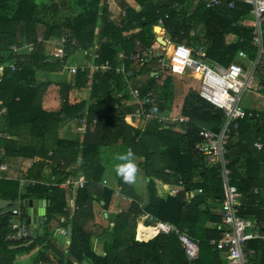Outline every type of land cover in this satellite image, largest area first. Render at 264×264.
Here are the masks:
<instances>
[{
    "label": "trees",
    "instance_id": "1",
    "mask_svg": "<svg viewBox=\"0 0 264 264\" xmlns=\"http://www.w3.org/2000/svg\"><path fill=\"white\" fill-rule=\"evenodd\" d=\"M134 1L139 9L130 7L124 0H117L124 13L111 14L108 0H0V165L18 155L35 157L26 174L29 178L42 175L46 163L59 181L71 172L81 173L88 179L84 187L76 191L74 203L77 208L73 215L68 217L67 213V218L71 219L68 251L77 264H85L84 260L89 264H223V252L209 244L210 239H217L222 234L221 215L212 212L222 206V180L217 165L206 162L196 147L201 140L200 127L214 132L219 130L224 120L220 109L200 98L196 91L189 90L181 107V114L187 118L181 124L183 132L164 129L159 123L144 130L130 126L126 121L133 123L132 108L123 101L129 98L125 87L128 81H132L134 72L126 60L123 61L125 72L111 68L93 74L90 80L87 78L88 68L84 71L77 69L72 85L77 88L89 86L88 97L57 110L43 106V96L54 82L38 81L36 70L61 72L67 65L74 64L76 54H84L85 60H89L90 52L98 55L93 59L96 64L107 61L113 67L121 65L120 53L128 55L136 50L137 42L140 48L151 45L154 25L165 29L170 42L202 47L208 60L221 65L234 61L237 52L245 54L250 62L255 60L253 30L240 24L243 18L251 17L250 7L242 0H234L232 8L226 5L205 8L202 0ZM175 4H180L181 8ZM60 13L63 16L60 17ZM61 36L65 37L64 55L55 59L49 54L47 41ZM195 40H202V43L195 44ZM25 45H31L32 49L18 54L11 49V46L21 48ZM153 58L157 60V56ZM68 60L69 64H66ZM147 62L143 61L141 66H146ZM11 64L15 69H11ZM155 70L157 75L153 73L146 83L138 85L135 82L132 86L137 87L141 95L152 89L157 96L158 110L167 111L174 92L173 72L158 66L150 68V72ZM129 71L131 75H128ZM255 71L258 90L264 92V55L259 57ZM57 84L63 85L64 82ZM84 107L86 110L79 118L85 116L88 123L81 143L58 140L56 151L49 155L43 148L20 142L25 135L30 140L54 135L64 122L76 119ZM250 111L251 116L239 120L237 135L228 140V165L231 183L245 195L239 214L255 217L264 223V195L250 193L253 185L263 181L260 169L264 166V112ZM257 139L262 143L260 150L254 146ZM114 141L121 143L123 152L131 148L135 156L146 161L144 174L149 178L148 199L141 205L133 188L121 180L120 190L132 198L128 210L117 213L114 219L107 218L106 224L98 223L87 228L88 222L93 220V199H102L103 207L107 209L113 194L112 188L102 186L98 179L105 167L102 164L104 152ZM240 157H245L243 172L238 169ZM79 158L77 168L69 172L66 168ZM60 161L64 165H60ZM156 180L181 185L183 190L175 196H159ZM18 188L17 179L0 178L1 197L12 200L26 197L27 193L21 194ZM27 189L31 194L51 201L44 221L46 231L36 243L27 247H10L27 240L6 239L11 213L1 214L0 264H13L17 253L30 251L37 243L46 242L44 248H53L49 240V224L70 205L71 193L67 187L61 190L57 186L34 185ZM141 214L173 224L198 239V259L192 263L187 261L178 236L172 232H158L146 241L138 236V224L136 238L139 240H136V223ZM207 221L215 223L214 226L205 227ZM66 222L69 224L68 219ZM146 229L157 230L150 225ZM92 237L103 243V255L92 251ZM249 249L254 251V264H264V240L247 241L246 251ZM5 254H9L8 257ZM66 264L74 262L67 261Z\"/></svg>",
    "mask_w": 264,
    "mask_h": 264
},
{
    "label": "built area",
    "instance_id": "2",
    "mask_svg": "<svg viewBox=\"0 0 264 264\" xmlns=\"http://www.w3.org/2000/svg\"><path fill=\"white\" fill-rule=\"evenodd\" d=\"M242 1L250 7L251 17L247 18L244 24L253 29L252 44L256 47L255 60L250 62L248 68L237 60L230 62L226 66L210 61L205 57V51L202 47L194 48L186 43L170 44L166 38H164L166 45H161L159 42L154 41L150 46L139 50L140 44L137 42L138 49L131 51L128 55L119 54V58L122 61L142 63L149 54L155 56L160 53V56L157 57L158 68H169L175 75L192 77L198 85L196 91L199 97L223 112L224 120L218 131L214 132L205 127H200L199 137L201 140L196 147L203 154L206 162L217 165L219 177L222 180L224 198L219 212L221 215L222 234L217 239H210L209 244L214 245L216 249L224 253L226 264H251L250 259L254 256V251L251 249L246 251V242L252 239L264 240V230H262L264 223L258 222L255 217H244L239 214L241 201L245 195L231 183L232 175L227 156L228 140L232 135H237L239 120L252 115L249 109H245L242 106L241 99L245 92H251L256 88L257 74L255 67L259 57L264 55V0ZM223 2L230 8L234 7V0H204V6L211 8ZM47 42L51 48L49 54L55 59L62 58L64 55L65 37L61 36L59 39H51ZM11 49L18 54L29 52L32 46L25 45L21 48L11 46ZM161 52H164V57L168 60L165 64L162 62ZM88 56L91 58L90 62L80 65H67L65 68L69 73H75L77 69L84 71L86 68H88L90 74L111 68H114L116 72H125L123 65L113 67L107 61L103 64L94 63L93 59L98 56L95 52L88 53ZM10 66L11 69H15L14 64ZM154 72L157 75V70ZM193 89L195 88L193 87ZM129 95L131 96V103L135 105L134 111L130 114L134 120L156 121L164 129H169L173 123L187 121L184 116L160 112L154 99L153 90L150 88L144 96L140 95L138 88L130 89ZM146 106L147 108H145ZM85 130V121L76 127L78 133H84ZM254 146L256 149H261V141L258 139ZM3 169H6L5 164L0 165V170ZM20 181L26 186L41 183L47 186H57L60 189L70 187L73 192L84 187L87 183V179L82 174L68 175L63 181H59L57 174L54 173L48 177V180L24 176ZM105 181L102 180L101 184L107 186ZM198 192H201V189H198ZM250 193H264V182L259 185H253L250 188ZM246 194L248 193L246 192ZM70 207L69 215L71 216L77 208L73 199L70 202ZM11 212L13 215L18 214L16 208H12ZM146 221H152V223L147 224L145 223ZM143 224L156 228L157 232L155 234L158 232L175 233L178 236L187 261L192 263L198 259L200 253L198 239L180 231L173 224L156 220L149 214H145ZM11 231L12 237L16 240L30 238L33 232L21 220L11 223ZM60 232L66 233L65 229H60Z\"/></svg>",
    "mask_w": 264,
    "mask_h": 264
},
{
    "label": "crops",
    "instance_id": "3",
    "mask_svg": "<svg viewBox=\"0 0 264 264\" xmlns=\"http://www.w3.org/2000/svg\"><path fill=\"white\" fill-rule=\"evenodd\" d=\"M202 1L204 3V0H202ZM124 2H126L130 7H133L134 9H139V6L137 5V3L134 0H124ZM108 3H109V10H110L111 14H118L119 12L120 13H124V10L119 6V4L117 3V0H108ZM110 4H112L111 6H113V9L115 7L114 10L110 8ZM175 5H177V4H175ZM220 5H226L227 6V4L225 2H223ZM234 5H235V2H234ZM228 8H230V7H228ZM246 19L247 18H243L240 21V24H242L243 26H246L244 24ZM199 31H201V28L199 29ZM165 35L163 36V38L168 37V34H167L166 31H165ZM154 38L155 37L153 36L152 43L154 41H156ZM197 42H201L202 43V40H199ZM168 43L171 44L172 42L168 41ZM141 49H143V48H140L139 50H141ZM81 55H82V63H79V65L80 64H86V63L91 61V58L89 60H85L86 59L85 55L84 54H81ZM236 55H235V57H236ZM235 57H234V60H236ZM74 64H77V63H74ZM121 65H123V67H124V69L126 71V67H125L126 65L124 64L123 61H122ZM61 72H59V73H61ZM87 72H88L87 78H89V80H90L92 75L97 73V72H99V71L93 72L92 74H90L89 71H87ZM129 73H130V71H129ZM67 74L69 75V76H67L68 79L66 81H63L65 85L64 84L63 85L62 84H60V85L56 84V83H59V82H54L53 83L54 85H58L59 89H61V93L62 94L64 92H66V98L68 97L69 101L66 100L65 103L61 107H63L66 104H74V103L78 102V101L75 102L73 100L75 98L76 90L78 89L77 87L72 85V83H73V75L75 73H69L68 72ZM150 76H151V72H150ZM50 81H53V80H50ZM49 88L50 87H48V89L46 90L44 96L46 94H48V92L50 90ZM132 88H137V87L130 86L127 90L125 89V92H127L129 98L127 100L123 101V103L125 105L131 106V108H132L131 109V113L135 109V105H133L131 103V96L129 95V90L132 89ZM86 89H88V94L86 95V98H87L89 93H90L89 92V86H87ZM146 92H145V94H146ZM251 93L257 98L262 97L261 98L262 101L260 102L259 107H254V108L244 107V108L245 109H249V110H257V111H260V112H264V92H261V91L258 90V81H257V84H256V88L254 90H252ZM140 95H141V93H140ZM144 95H141V96H144ZM44 96H43V99H42V103H43V106L47 108L46 102H44ZM86 98H84V99H86ZM154 99H155V102L157 103L156 94H154ZM116 107H117V104L115 105V108ZM181 107H180L179 112H178V110H176L177 108H175V106L173 107V98H172V104H171L169 110L160 111V112L167 113V114H172V115L183 116L181 114ZM145 108H147V106ZM157 108H158V103H157ZM48 109L57 110L59 108H57V109L48 108ZM110 114H112V112ZM73 120H75V121H74V124H72V125H68L69 120L64 122L62 124V126L58 129L57 133H55L54 135H46L43 138L42 137L35 138V139L33 138L32 140L29 139V136L25 135L23 140H20V142L22 141V144L31 143L33 145H36V147H38V148L39 147L43 148L49 155H51L53 152L56 151V145H57V141L58 140H61V139H64L66 141H75V140H77L79 143H81V140H82L83 135L85 134V132L84 133H78L76 131V127L78 125L82 124L83 121H85L86 126H87L88 121H87L85 116L83 118H79V116H78L76 119H73ZM94 121L96 122V120H93V123H95ZM126 123L129 124L130 126L134 127V128H138L140 130H144L149 125L158 124L156 121H144V120H138V119H136V120L133 119V123L132 124L128 123V121H126ZM182 123H173V124L170 125L169 129H167V130H171V131H175V132H180L181 133V132H183V129L181 127ZM79 149H80V145L78 147V150ZM114 149H117V150H120V151L123 152V150H122L123 148L121 146V143H119V141H117L116 143H113V145H111L110 149L107 150V151H109V153H111V156L113 154V150ZM257 150H260V149H257ZM35 160H36L35 157L23 158L22 156L18 155V156L9 158L8 161H6V163H5L6 169L0 170V178H12V179H15V180L17 179L18 186H19L18 190L21 192V194L27 193L26 197L21 198L22 196H20L17 199H14V200L5 199V198L1 197V195H0V198H2V199L12 200V205L10 207H7L5 209L0 210V215L3 214V213H6V212H10L12 207L16 208L18 210V214L17 215H11L10 216V220H9L10 224L8 223V228L10 227V229L8 230V232H7L6 236H5L6 239L16 240V239H14L12 237L11 223L12 222H17L18 220L23 221L24 217H27L26 225L28 226V228L30 226L29 229L31 231H33L32 232L33 237L25 239V240H27L26 242L31 240L32 241L31 244L36 243V241L38 239H40L44 235V233L46 231V228L44 226V221L46 220L45 218L47 216L48 208H49V206L51 204V201L49 199H47V198H39V197L29 193L30 191H29V189H27L29 186L24 185V183H22L20 181V179H22V177L26 176L28 169L32 166V164L34 163ZM244 160H245V157H240V159H238V161H237L238 164H239L238 169L241 172H243V170H244V165H245ZM113 161H114L115 164L119 162V161H116V160H113ZM135 161H136V163L138 165V168H139L137 181H136L135 184H128V183L127 184L130 185L133 188L134 193L137 196H139L140 203L142 205V204L146 203V201L148 199V194H147V188L146 187H147V182H148L149 178L146 177V175L144 174V166H145L146 161H144L142 157H137V156H135ZM79 162H80V158L74 164H72L71 167L69 166L66 169L69 170V172H71L72 170L77 168ZM114 163L112 162L113 166H115ZM45 164H44V172L42 173V175H40L39 177H32V178H39V180H42V179L48 180V177L51 174H53L54 172L50 169V167L47 164L46 165ZM102 164L105 167H104L103 173L101 174V176L98 179V183L101 184L102 180H106L107 181V187L112 188L113 191L116 190L118 192V194L116 195V194L113 193L111 195L107 209H105L103 207L104 201L102 199L98 200V201L93 199V201H92L93 220H90L88 222L87 228L93 227L94 224H98V223L106 224L108 219H106V221H104L102 217L109 218V219H114L117 213L125 212L126 210H128L130 202L132 201L131 197H127L120 190L119 182L122 179L119 176L116 175V172H115L114 168L112 167V164H111V166L107 164L111 171L108 170L107 165H105L106 163L104 161L102 162ZM60 165H64V162L60 161ZM79 174H81V173L71 172L68 175L70 176V175H79ZM260 175L262 176V180H263L262 183H263L264 182V166L260 169ZM64 179H65V177H64ZM260 184H261V182H260ZM34 185H44V184L38 183V184H34ZM44 186H47V185H44ZM102 186H105V185H102ZM156 187H157V193H158L159 196H162L164 194H168L169 196H175L178 192H181L183 190V186H181V185L160 183V181H157V180H156ZM67 188H69V192L71 193V200L72 199L74 200L77 190L75 192H73V190L70 187H67ZM64 189H61V190H64ZM25 199H46V200L49 201V204H47L45 206V208H44V214L40 216L41 217L40 218V224L38 226H36V221H38V216L40 215L41 207L32 208V209H30V213L29 214L23 216L21 214V208L23 206V201ZM71 200H70V202H71ZM16 202H17V204H16ZM70 202H69V204H70ZM219 208L220 207L214 208V210L212 212L215 213V214H219V212H220ZM65 209H66V207L64 208V210ZM70 209H71V207L69 205L68 208L66 209V212L63 211L62 213L57 214L56 218H54L49 224V235H50V237H49L50 239L49 240H50V243H52V245L54 246L53 248H44V246L46 245V242H44L42 244H38L37 243V245L33 249H31L30 251H21V252L17 253L15 255V258L12 261V263L13 264H54V263L66 264L67 261L68 262L70 261V262H74V264H77L75 258L72 257L69 254V251H68V244H69L70 232H71V226H70L71 219L67 218V216H68L67 213L68 214L70 213ZM103 213L105 214L104 216H103ZM14 216H16V219L13 218ZM71 216L69 215L68 217H71ZM57 217L60 218V219H57ZM67 219L69 221V224H68V222H66ZM144 219H145V214L139 215V217L137 218V223H136V231H137V227H138V224H139L138 236L139 237L142 236L145 240H148L149 238H151L157 232V230H155V229H151V230L146 229L147 225L142 224ZM63 220H64V223H60V221H63ZM162 222H164V221H162ZM146 223L151 224L152 221H148ZM111 224H113V223L111 222ZM214 224L215 223H213V222L207 221V222L204 223V226L208 227V228H212L214 226ZM60 229H65L66 233L65 234L61 233ZM136 231H135V239H136V233H137ZM91 249H92L93 252H95L98 255H103L104 254V252H103V243L100 240H98V239H96L94 237L91 238ZM8 255L9 254H5L4 256L8 257ZM222 258H223V264H226V259H225L224 253H223V257ZM84 262H85V264L88 263L86 260H84ZM250 262H251V264H254V261H253L252 258L250 259Z\"/></svg>",
    "mask_w": 264,
    "mask_h": 264
},
{
    "label": "rangeland",
    "instance_id": "4",
    "mask_svg": "<svg viewBox=\"0 0 264 264\" xmlns=\"http://www.w3.org/2000/svg\"><path fill=\"white\" fill-rule=\"evenodd\" d=\"M111 5L112 4H110V8L113 9V6H111ZM177 8H181L180 4L177 5ZM114 9H115V7H114ZM59 16L61 17V16H63V14L60 13ZM190 34L193 35L194 32L191 31ZM166 39H167V41L170 42L169 36L166 37ZM196 43L198 44V42L195 40V44ZM75 56H76L75 57L76 59L73 61V63H77V65H79V63H82V55L81 54H76ZM161 57H162L163 64L168 62V60L164 57V52H161ZM235 58H236L237 61L242 62L246 68L249 67L250 60L247 59L245 54H243L241 52H237V55H236ZM66 64H69V60L66 62ZM141 64L142 63H137V62H131L129 64L130 67L133 69L134 77H133L132 81H130V82L128 81L127 82L126 87H125L126 90L130 86H132L135 82L138 85L146 83L148 81V79L150 78V68H156L157 65H158L157 60L154 59V58L151 59L149 62H147L146 66H144V67L141 66ZM36 71H37L36 79L38 81L53 80V82L62 83L63 81H66L68 79L67 76H69L67 74L68 71H67L66 68H64L61 73H59V72L50 73L48 71H43V70H36ZM172 78H173L172 79V84L174 86L173 107L175 106V108H177L176 110H178V112H179V109H180V107L182 106V103H183V98L185 97L187 92L189 90H195L196 91L198 89V85H197L196 81L193 80L192 77H189V76H178V75H175L173 73V77ZM193 87L195 89H193ZM86 88L87 87H81V88H78L76 90L75 98L73 99L75 102L76 101H78V102L82 101L84 98H86V95L88 94V89H86ZM49 89L50 90H49L48 94H46L44 96V102H46L47 108L57 109V108H60L65 103L66 100L69 101L68 97L66 98V92H64L62 94L61 93V89H59L58 85H54L53 84V85L50 86ZM261 98L262 97H259V98L255 97L251 92H245L243 94V96H242L241 104L244 107H251V108L259 107V104L262 101ZM74 121L75 120H73V119L69 120L68 125L74 124ZM113 143H115V141ZM109 149H110V147H109ZM107 152L106 153L104 152V155H103L102 158H103V161L106 163L105 165L108 164L110 166H111L112 162L114 163L113 160H116V156L118 154L122 153V151L114 149L113 150V154L111 156V153H109V151H107ZM108 165H107V168H108V170H110ZM114 165H115V163H114ZM112 167L114 168L113 164H112ZM113 193L116 194V195L118 194V192L116 190H114ZM260 195L263 196L264 193H261ZM16 204H17V202H16ZM104 215L105 214L103 213V216ZM13 218L16 219V216H14ZM102 218H103L104 221H106V219H107L105 217H102ZM29 228H30V226H29ZM31 237H33V234L31 235ZM54 264H58V263H54Z\"/></svg>",
    "mask_w": 264,
    "mask_h": 264
},
{
    "label": "water",
    "instance_id": "5",
    "mask_svg": "<svg viewBox=\"0 0 264 264\" xmlns=\"http://www.w3.org/2000/svg\"><path fill=\"white\" fill-rule=\"evenodd\" d=\"M152 34L155 37L154 39L159 42L161 45H166V41L164 40L163 36L165 35V29L163 27H161L160 25H154L152 27ZM155 56L159 57L160 53H157ZM152 59V54H149L148 57L145 59V62L149 61ZM155 73L154 71L151 72V76L152 74ZM131 73H128V75H130ZM86 110V108L84 107L81 112L78 113V116L82 115V113H84ZM49 204V201L46 199H25L23 201V206L21 208V214L27 215L30 213V209L35 208V207H41L40 210V215L38 216V221H36V226H38L40 224V216L44 214V208L45 206ZM12 205V200H5L0 198V210L5 209L7 207H10ZM38 222V223H37ZM23 223H27V217L23 218ZM137 239V238H136ZM139 240V239H137ZM32 243V241H28L26 243L23 244H18L16 246H10V247H27Z\"/></svg>",
    "mask_w": 264,
    "mask_h": 264
},
{
    "label": "clouds",
    "instance_id": "6",
    "mask_svg": "<svg viewBox=\"0 0 264 264\" xmlns=\"http://www.w3.org/2000/svg\"><path fill=\"white\" fill-rule=\"evenodd\" d=\"M116 160L119 161L114 166L116 175L119 176L125 183L135 184L137 181L139 168L135 161V153L132 151V149L129 148L125 152L118 154L116 156ZM105 183H107V181H105ZM10 213L13 215L11 210Z\"/></svg>",
    "mask_w": 264,
    "mask_h": 264
},
{
    "label": "bare ground",
    "instance_id": "7",
    "mask_svg": "<svg viewBox=\"0 0 264 264\" xmlns=\"http://www.w3.org/2000/svg\"><path fill=\"white\" fill-rule=\"evenodd\" d=\"M145 225V224H144ZM141 236V235H140ZM142 239H144L142 236H141Z\"/></svg>",
    "mask_w": 264,
    "mask_h": 264
}]
</instances>
